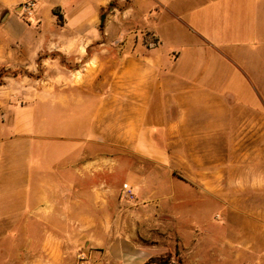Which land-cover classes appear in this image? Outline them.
<instances>
[{
  "label": "crops",
  "instance_id": "crops-1",
  "mask_svg": "<svg viewBox=\"0 0 264 264\" xmlns=\"http://www.w3.org/2000/svg\"><path fill=\"white\" fill-rule=\"evenodd\" d=\"M21 1L9 0L0 67L31 68L43 52L75 62L45 76L54 86L34 103L17 104L9 76L0 87V222L43 229L27 264H146L178 249L184 264H216L205 217L223 204V178L225 206L259 229L225 264H264V0H37L35 24ZM178 146L181 181L158 174ZM123 183L134 202L120 200Z\"/></svg>",
  "mask_w": 264,
  "mask_h": 264
},
{
  "label": "rangeland",
  "instance_id": "rangeland-1",
  "mask_svg": "<svg viewBox=\"0 0 264 264\" xmlns=\"http://www.w3.org/2000/svg\"><path fill=\"white\" fill-rule=\"evenodd\" d=\"M112 2L116 7H122L127 4V0H112ZM15 8H18L17 11ZM14 9L15 12H18L21 15V19H23L26 24H35L33 19L38 11L37 0H23L20 3H17ZM30 9L33 10L31 11ZM55 27L59 28V25H55ZM3 29H9V0H0V30ZM54 29L55 28H53V30ZM8 38L9 36L2 35L0 32V56L5 55V45ZM49 56L50 58H58V60L62 64V67H59L58 64L55 65L51 61L45 60L47 57L49 58ZM68 61L69 60L61 56L59 52H43L41 56L35 59L32 57L28 58V65H30L31 68H25L22 66L9 68V70H7L4 67H0V87L4 85L5 78L9 75V92L16 94L17 104L20 105L34 103L38 99L37 95L39 92H44L45 88H52L54 86L53 84L44 83L45 76H53L60 73L65 75L69 74L70 70H74L72 68L75 67V62ZM67 118L68 117L63 116V120ZM110 118L113 119L116 117ZM93 150L94 152H97L99 149L95 148ZM113 150L114 149H111V151ZM125 150L128 155L130 153V149ZM182 150L183 149H181V147L179 146L171 149L173 163L169 165V169L162 170L161 172L158 171L159 175L161 174L163 177H165L166 174H169L170 176L173 175L174 179L180 181L185 179L182 172ZM221 150L223 158L229 155V148L223 146ZM229 167V164H223V172H228ZM146 172L152 173L153 171L151 172V169L147 168ZM174 183L175 182L169 183V186L171 188L174 187ZM222 187L223 204L221 205V208H218L215 211L211 210L205 217V221L208 224L207 233L209 234V236L204 240L205 247L209 249L206 253H208L212 249H215V251L213 252L214 255L210 253L209 257L216 260V264H225L224 257L221 255V253H224L225 250L226 255H229L230 252H241L245 249L246 245L241 243L240 240V237L245 234L243 233L245 230H248L247 233H249V236L252 235L254 237L259 235V229L256 227L254 220L253 224H249L248 222L252 220L251 218H248L247 216L242 214L233 213V211L230 212V209L225 206L224 203H228L225 197H228L231 189L230 180L223 178ZM224 193H226L227 196H224ZM214 217L216 218V220L214 219ZM213 220H215L214 223L217 227L216 230L220 228L221 231L217 233L216 237L210 234L209 224H213ZM169 221L173 222L175 221V219L169 217ZM23 223V218H20L18 220L0 222V264H27L28 260H30L31 258H37L36 256L42 252L41 238L43 235V229H41L35 221L31 222L35 226L29 228L23 227ZM176 227L186 240L189 229H187L183 225H177ZM228 236L238 239V241L234 245L235 248L230 246ZM166 238L167 243H169V245L171 246H173L174 241L178 239L176 235H172V237L168 236ZM157 239L159 238L154 237V240ZM186 241L188 242V240ZM223 243L224 245L226 244L225 248ZM217 245H222V248H219L221 250L220 252L217 251ZM184 255L185 253L182 250L178 249V252L176 254L174 252L169 253L165 256H162L161 258L167 260L168 264H184ZM28 257L30 259H28ZM186 258H188V255L186 256ZM77 262L78 264H85V256L81 254L77 256Z\"/></svg>",
  "mask_w": 264,
  "mask_h": 264
},
{
  "label": "built area",
  "instance_id": "built-area-1",
  "mask_svg": "<svg viewBox=\"0 0 264 264\" xmlns=\"http://www.w3.org/2000/svg\"><path fill=\"white\" fill-rule=\"evenodd\" d=\"M30 10L32 11L33 9ZM120 200L125 202H134L136 200V193L134 187L128 183H124L121 190Z\"/></svg>",
  "mask_w": 264,
  "mask_h": 264
},
{
  "label": "trees",
  "instance_id": "trees-1",
  "mask_svg": "<svg viewBox=\"0 0 264 264\" xmlns=\"http://www.w3.org/2000/svg\"><path fill=\"white\" fill-rule=\"evenodd\" d=\"M131 0H127V4H125L122 7H116L115 4L112 2L111 3V8H119V9H124L126 8ZM55 13L59 16V21H62V16L58 13V10H55ZM9 76V75H8ZM146 264H168V261L161 258V257H153L151 258ZM183 264V263H181Z\"/></svg>",
  "mask_w": 264,
  "mask_h": 264
},
{
  "label": "water",
  "instance_id": "water-1",
  "mask_svg": "<svg viewBox=\"0 0 264 264\" xmlns=\"http://www.w3.org/2000/svg\"><path fill=\"white\" fill-rule=\"evenodd\" d=\"M104 20H105V15H103V17H102V24H103Z\"/></svg>",
  "mask_w": 264,
  "mask_h": 264
}]
</instances>
